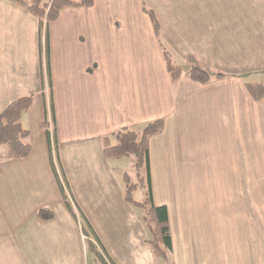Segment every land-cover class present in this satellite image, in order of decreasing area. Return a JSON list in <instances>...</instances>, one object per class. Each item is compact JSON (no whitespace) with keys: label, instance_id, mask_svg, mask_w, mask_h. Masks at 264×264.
<instances>
[{"label":"crops","instance_id":"0c3cea01","mask_svg":"<svg viewBox=\"0 0 264 264\" xmlns=\"http://www.w3.org/2000/svg\"><path fill=\"white\" fill-rule=\"evenodd\" d=\"M145 7L159 20L160 38ZM48 33L49 69L46 28L41 38L40 19L12 0H0V113L19 97L35 98L21 116V123L22 119L30 122V127L22 125L31 132V155L21 160L0 159V181L7 169V204L13 206L5 219L7 233H1L8 235L7 253L16 254V246L23 257L34 250L35 257L29 261L38 262L44 243L64 234L69 238L78 226V217L69 209L53 171L52 157L58 158L95 248L100 244L90 228L88 213L96 212L103 203L95 199L100 194L95 192L91 205L78 203L67 173L73 157L82 156L85 162L91 156L105 164L104 193L110 197L113 190L120 200L127 218L124 230L130 236L145 233L143 217L139 219L125 200L124 188L115 186L118 182L103 149L116 144V131L141 130L159 118L165 120V129L151 139L153 195L158 180L202 179L188 171L201 148L216 149L214 144L204 146L202 142L208 134L218 133L223 134L221 140L231 134V150L224 161L231 162L236 180L252 181L255 195L256 182L264 181V101L253 99L247 83H256L264 75V0H94L91 7L63 10L50 23ZM159 39L181 60L193 56L208 70L223 72L226 77L206 84L184 77L173 86ZM46 117L47 128L53 127L48 136L42 125ZM33 125L38 126L35 136ZM89 144H93L90 149ZM108 202L114 206L113 200ZM14 208L23 213L22 218H14ZM41 209L50 212L45 213L46 218L39 215ZM169 215L175 236L177 230L192 227L191 220L179 218L175 209L172 218L170 209ZM188 236L185 240L192 248L195 243ZM199 253L200 258L210 259L216 250L199 249Z\"/></svg>","mask_w":264,"mask_h":264},{"label":"rangeland","instance_id":"374dc122","mask_svg":"<svg viewBox=\"0 0 264 264\" xmlns=\"http://www.w3.org/2000/svg\"><path fill=\"white\" fill-rule=\"evenodd\" d=\"M42 55L44 57V54ZM184 61L181 60L180 63L187 70L189 66ZM261 79H264V75L256 82ZM22 123L30 127L27 119H22ZM32 127L33 136H35L38 126L33 125ZM222 135V133L208 134L202 145L214 144L216 149L201 148L198 156H194L193 165H191L193 168L188 172L195 178L200 176L202 179L170 182L158 180L155 183V202L166 203L171 211V218L175 209L179 218L181 216L184 221L191 220L192 223L191 228L177 230L176 236L173 226L171 227L174 248L168 261L156 256L153 247L148 242L151 239V233L146 229V225H144L146 226L145 233L142 230L141 233H135L133 236L124 230L127 218H125L126 214L120 200L114 197L113 190H111L110 197L106 192L104 193L107 180L102 176V172L105 164L99 158H91V156L84 162L83 157L80 156L78 160L75 157L71 159L70 164L67 165V173L73 191L78 194V203L91 205L92 192L100 193L95 199L103 204L96 208V212L88 213L94 229L101 237V241L97 240L100 248L97 249L92 245L90 232L85 225H82L77 215L79 222H77L78 226L72 229L73 234L69 238L64 234V237L54 238L44 243L41 253L37 256L38 262L29 261L35 257L34 250L27 252L24 255L25 258L23 255L20 256L19 246H16V254L13 252L11 256V251L7 253L9 240L6 234L7 220L5 222V219L8 218V214L11 215L13 206L7 204L8 189L5 179L8 170L5 169L0 181V234L6 233L1 234L4 237L0 236V248L5 249L0 252V264H264V181L256 182L257 189L255 195H252V181L236 180L234 178L235 176L237 178L236 171L233 172L234 175H231V162H225L223 158L231 150V134H226V139L221 140ZM89 145V149L92 148L93 144ZM217 146L220 148L217 149ZM105 158L112 170L110 172L118 182L115 186H118L120 190L121 187L122 189L125 187L124 180L127 174L130 176L131 183H140L141 179L138 176L133 156L119 159L106 156ZM56 159L60 167L58 158ZM229 176L233 178V181L228 180ZM62 181L64 183L63 177ZM112 183L108 182L109 185ZM115 186L112 185L113 188ZM64 188L67 193L65 199L71 202L78 214L69 186L64 183ZM146 197V187H139L132 193L134 202H143ZM112 200L114 206L108 202ZM131 207L139 219L140 216L145 215V207L135 203H132ZM15 208L24 209V206H15ZM22 214L16 209L13 212L16 220L22 218ZM200 219L202 221L197 224ZM179 225L183 226L182 223ZM187 235H189V241L192 244L195 243L192 248L185 240ZM15 238L18 239L17 236ZM211 248L216 250L214 258L208 259L206 256L200 258L202 255L199 249ZM117 257L120 261H116Z\"/></svg>","mask_w":264,"mask_h":264},{"label":"trees","instance_id":"16d2710c","mask_svg":"<svg viewBox=\"0 0 264 264\" xmlns=\"http://www.w3.org/2000/svg\"><path fill=\"white\" fill-rule=\"evenodd\" d=\"M21 6L25 7L33 15L40 19V35L42 38V32L44 27L46 28V62L49 69L50 58V41L48 28L50 23L56 21L61 12L68 8H82L91 7L94 5V0H12ZM145 11L150 15L157 36L160 38V23L153 11L145 7ZM160 45L162 49V55L165 63V68L168 73L170 83L175 86L182 78H188L194 82L206 84L216 79H223L226 74L220 71H210L202 66L193 56H189L186 59L188 69H184V66L180 63L181 60L177 54L167 46L161 39ZM41 75L43 86L45 84V76L43 69V51L41 40ZM247 89L254 100L264 101V79L256 83H247ZM34 102L33 95H26L19 97L12 101L1 113H0V159H25L32 153V145L28 141L30 136V130L23 127L21 123V115L23 112L28 111ZM53 117V114H52ZM48 120L42 122V125L47 129V136L50 135L47 128ZM165 129V120L159 118L146 123L141 130H134L131 128H122L113 136L116 138V144L107 145L103 149V154L106 157L122 158L125 156H133L136 161V167L138 176L141 179L140 183H131L130 176L125 175V187L124 198L132 204H138L145 207V215L143 220L151 233V239L148 241L157 257L168 261L170 253L173 251V236L171 231V220L169 215V209L166 204L158 205L155 202L152 178H151V139L163 133ZM52 157V156H51ZM55 159V158H54ZM51 158L53 171L57 177L61 191L65 197H67L66 190L64 188L65 179L62 174L61 168L58 167L56 161ZM62 177L64 183L62 181ZM66 184V183H65ZM139 187L147 188V197L143 202H134L132 193ZM69 209L72 211L75 217L78 215L71 204L68 201ZM77 209V206H76ZM79 212V210L77 209ZM45 213H50L48 210L41 209L39 215L45 218ZM88 224L90 225L86 216H84ZM94 237L98 240V237L90 225Z\"/></svg>","mask_w":264,"mask_h":264},{"label":"built area","instance_id":"2783aa9c","mask_svg":"<svg viewBox=\"0 0 264 264\" xmlns=\"http://www.w3.org/2000/svg\"><path fill=\"white\" fill-rule=\"evenodd\" d=\"M50 130L53 131V127H52V125H50Z\"/></svg>","mask_w":264,"mask_h":264}]
</instances>
